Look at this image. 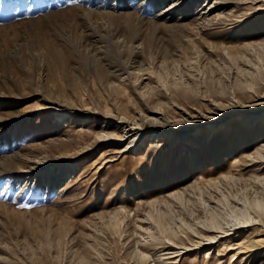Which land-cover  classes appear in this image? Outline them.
<instances>
[{
  "label": "rangeland",
  "instance_id": "1",
  "mask_svg": "<svg viewBox=\"0 0 264 264\" xmlns=\"http://www.w3.org/2000/svg\"><path fill=\"white\" fill-rule=\"evenodd\" d=\"M0 264H264V0H0Z\"/></svg>",
  "mask_w": 264,
  "mask_h": 264
},
{
  "label": "bare ground",
  "instance_id": "2",
  "mask_svg": "<svg viewBox=\"0 0 264 264\" xmlns=\"http://www.w3.org/2000/svg\"><path fill=\"white\" fill-rule=\"evenodd\" d=\"M61 118V117H60ZM172 141V139L170 140V142Z\"/></svg>",
  "mask_w": 264,
  "mask_h": 264
}]
</instances>
